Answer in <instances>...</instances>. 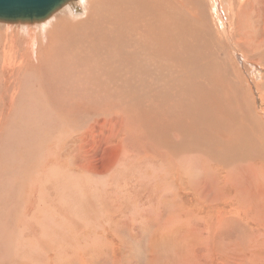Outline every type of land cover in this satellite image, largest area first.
Instances as JSON below:
<instances>
[{
	"label": "rangeland",
	"instance_id": "374dc122",
	"mask_svg": "<svg viewBox=\"0 0 264 264\" xmlns=\"http://www.w3.org/2000/svg\"><path fill=\"white\" fill-rule=\"evenodd\" d=\"M78 2L61 10L69 8L73 18L82 15L84 9H73V5L79 7ZM238 9L253 15L237 25L232 17L227 20L229 37L225 40L248 47L257 40L263 46L264 0H234L226 10L232 14ZM45 21H0V96L5 86L12 88L13 81L1 67V48L7 47L6 63L20 60L23 50L28 48L30 53L28 45L33 39V58L39 42L36 28ZM261 51L254 55L236 50L235 56L241 57L233 54V65L250 86L260 84L258 92L252 89L255 109L264 120V48ZM29 53L24 59H30ZM31 74L22 70L14 77L19 79L20 92L14 104L0 100V264H264V192L223 189L194 160L187 171L192 183L186 182V188L204 192L199 198L184 196L182 188L168 178L165 162L152 163L146 155L148 148L144 157L137 153L139 148H133L131 139L122 141L112 117H95L91 127L81 119L60 117L53 102L61 98L56 95L58 100H49L50 107L45 98L37 99ZM87 115L82 119L91 122ZM120 149L125 159L115 166L112 162ZM249 178L251 183L256 178L255 187L264 185V170ZM216 199L230 200V204L214 206ZM237 203L242 204V212L228 219L229 224L214 212V207L234 209ZM251 208L257 213L251 214ZM246 210L250 219L259 221V227L245 219ZM241 223L245 226L238 227Z\"/></svg>",
	"mask_w": 264,
	"mask_h": 264
},
{
	"label": "bare ground",
	"instance_id": "6f19581e",
	"mask_svg": "<svg viewBox=\"0 0 264 264\" xmlns=\"http://www.w3.org/2000/svg\"><path fill=\"white\" fill-rule=\"evenodd\" d=\"M78 4L73 9L81 7L84 14L73 18L69 8L61 10L64 5L37 25L39 42L33 58V39L28 45L30 53L28 48L23 50L20 60L7 56L10 62L6 63L7 47L1 48V67L13 81L12 88L5 86L0 100L13 103L20 93L19 79L14 77L29 70L37 99L45 98L50 107L49 100L60 97L53 102L59 116L81 119L89 127L95 117L109 115L119 125L122 141L131 139L133 148H139L137 153L144 157L148 148L146 155L152 163L165 162L168 178L182 188L184 196L199 198L204 192L198 186L186 188V182L192 183L187 171L194 160L223 189L244 187L262 195L264 185L255 187L256 178L252 183L249 178L264 170V120L255 109L254 97L260 84L250 86L245 81L233 65V54L236 50L263 53L264 45L254 40L252 48L225 40L229 37L227 20L232 17L237 25L253 14L243 9L231 14L226 9L234 0H210V4L208 0H79ZM27 53L30 59H24ZM85 115L91 122L82 119ZM124 159L120 149L112 163L117 166ZM219 204H230V200L216 199L214 206ZM237 205L227 210L214 207V212L229 224L228 219L242 212V204ZM250 212L257 213L252 208ZM243 216L258 226L259 221L248 217V210Z\"/></svg>",
	"mask_w": 264,
	"mask_h": 264
},
{
	"label": "water",
	"instance_id": "95a60500",
	"mask_svg": "<svg viewBox=\"0 0 264 264\" xmlns=\"http://www.w3.org/2000/svg\"><path fill=\"white\" fill-rule=\"evenodd\" d=\"M75 0H0V21L33 23L49 18L57 9Z\"/></svg>",
	"mask_w": 264,
	"mask_h": 264
}]
</instances>
